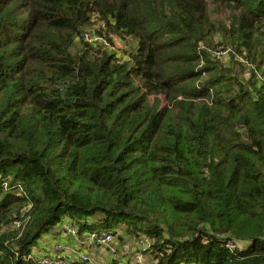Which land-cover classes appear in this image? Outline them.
<instances>
[{
  "label": "trees",
  "instance_id": "16d2710c",
  "mask_svg": "<svg viewBox=\"0 0 264 264\" xmlns=\"http://www.w3.org/2000/svg\"><path fill=\"white\" fill-rule=\"evenodd\" d=\"M65 224L264 264V0H0V264Z\"/></svg>",
  "mask_w": 264,
  "mask_h": 264
},
{
  "label": "built area",
  "instance_id": "2783aa9c",
  "mask_svg": "<svg viewBox=\"0 0 264 264\" xmlns=\"http://www.w3.org/2000/svg\"><path fill=\"white\" fill-rule=\"evenodd\" d=\"M87 38L91 42H92V40L95 41L96 43L101 41L98 37L96 38V37L91 36V35H88ZM118 45L122 49L120 47H118ZM113 49L114 50H116V49L123 50V46L121 45L120 42H117V43H115V48H113ZM65 225L66 226L65 227L63 226L62 231H64V235L67 238H73L74 239V238H77L79 236V231L77 230V228L75 226L73 227L70 224H65ZM115 241H116V237L112 233L108 234V233H100V232L94 231L86 237V239L84 240L83 243L86 247H88L90 249L96 248V247L108 249L112 255L111 262L109 264H123V263H121V261H119V259L117 260V257H116L117 252H116L115 248H113V244L115 243ZM148 244H149L148 239L140 241V245L143 246V248H144V246H146ZM71 248L72 247L67 245V244L60 243L56 247V250H57L56 254H54V255L47 254V255L39 256L35 259V261L37 262V264H71L75 261L83 262L86 264H92L91 259L89 258L88 255L79 252L77 249H75L76 251L73 252L72 251L73 248L72 249ZM29 258L34 259V257L31 255ZM75 258H77V259L74 260ZM130 264H140V263L132 262Z\"/></svg>",
  "mask_w": 264,
  "mask_h": 264
},
{
  "label": "rangeland",
  "instance_id": "374dc122",
  "mask_svg": "<svg viewBox=\"0 0 264 264\" xmlns=\"http://www.w3.org/2000/svg\"><path fill=\"white\" fill-rule=\"evenodd\" d=\"M95 37L97 38L98 35L95 34ZM118 47H120V46L118 45ZM219 55L220 56H225V54H223V52L220 53ZM65 226L66 225H64V227ZM86 237L87 236H83L82 237V236L79 235L77 238H74L76 244H78V245H74V246L75 247L76 246H80L82 248V246H84L83 242L86 239ZM59 244L60 243H56V245H54V246H52V244L46 245V248L48 249V252L51 251V252H49L50 255L56 254V252H57L56 247ZM113 248H115V250L117 252V254H116L117 260L119 259L121 261V263H123V264H130L132 262L140 263V264H153L152 258L148 254H146V249L143 248V246L140 245V241H137V239H135V238H133L131 236H128L124 240L123 239L120 240V239L116 238V241L113 244ZM72 251L73 252L76 251L75 248L72 249ZM39 256H43V255H38V257Z\"/></svg>",
  "mask_w": 264,
  "mask_h": 264
},
{
  "label": "crops",
  "instance_id": "0c3cea01",
  "mask_svg": "<svg viewBox=\"0 0 264 264\" xmlns=\"http://www.w3.org/2000/svg\"><path fill=\"white\" fill-rule=\"evenodd\" d=\"M120 239V238H118ZM56 243H64L67 244L69 246H71L73 249H77L79 252L84 253L86 255L89 256V258L91 259V263L92 264H109L111 262V258L112 255L109 252L108 249L105 248H88L85 245L82 246V248L80 246H74V245H78L75 242V239L73 238H67L64 233L61 232V228L57 227L56 229H54V231H52L50 234L46 235L45 237H43V239L41 240V242L38 244V248L35 250V254L38 256L39 255H47L50 254L48 253V249L46 248V245L48 244H52V246L56 245ZM51 252V251H49ZM77 258H75L74 260H76Z\"/></svg>",
  "mask_w": 264,
  "mask_h": 264
}]
</instances>
